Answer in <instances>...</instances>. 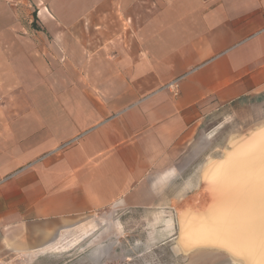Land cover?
I'll use <instances>...</instances> for the list:
<instances>
[{
  "label": "crops",
  "instance_id": "crops-1",
  "mask_svg": "<svg viewBox=\"0 0 264 264\" xmlns=\"http://www.w3.org/2000/svg\"><path fill=\"white\" fill-rule=\"evenodd\" d=\"M21 1L0 2V264L154 207L204 119L264 92V0H32L27 23Z\"/></svg>",
  "mask_w": 264,
  "mask_h": 264
},
{
  "label": "rangeland",
  "instance_id": "rangeland-1",
  "mask_svg": "<svg viewBox=\"0 0 264 264\" xmlns=\"http://www.w3.org/2000/svg\"><path fill=\"white\" fill-rule=\"evenodd\" d=\"M16 8L18 22L32 20V0H22ZM4 83L8 85L7 75L0 66V105L8 101V95L3 92ZM263 129L264 92L248 96L208 116L187 142L185 152L173 167L169 186L164 187L154 207L105 210L81 218L77 220L72 235L58 245V253L43 256L38 262L243 264L223 249L184 247L179 242L180 217L188 211H202L209 204L212 191L204 173L210 165L221 162L233 143L245 141ZM65 242L72 250L69 255L62 253Z\"/></svg>",
  "mask_w": 264,
  "mask_h": 264
},
{
  "label": "bare ground",
  "instance_id": "bare-ground-1",
  "mask_svg": "<svg viewBox=\"0 0 264 264\" xmlns=\"http://www.w3.org/2000/svg\"><path fill=\"white\" fill-rule=\"evenodd\" d=\"M204 178L211 200L204 210L180 217L179 242L223 249L243 264H264V129L233 143Z\"/></svg>",
  "mask_w": 264,
  "mask_h": 264
},
{
  "label": "built area",
  "instance_id": "built-area-1",
  "mask_svg": "<svg viewBox=\"0 0 264 264\" xmlns=\"http://www.w3.org/2000/svg\"><path fill=\"white\" fill-rule=\"evenodd\" d=\"M167 87L170 88V89H172V90H175L176 83L175 82H172V83L168 84Z\"/></svg>",
  "mask_w": 264,
  "mask_h": 264
},
{
  "label": "trees",
  "instance_id": "trees-1",
  "mask_svg": "<svg viewBox=\"0 0 264 264\" xmlns=\"http://www.w3.org/2000/svg\"><path fill=\"white\" fill-rule=\"evenodd\" d=\"M35 17V16H34Z\"/></svg>",
  "mask_w": 264,
  "mask_h": 264
}]
</instances>
